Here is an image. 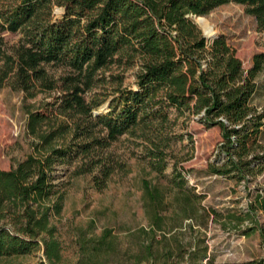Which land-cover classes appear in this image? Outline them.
Here are the masks:
<instances>
[{
	"label": "trees",
	"instance_id": "16d2710c",
	"mask_svg": "<svg viewBox=\"0 0 264 264\" xmlns=\"http://www.w3.org/2000/svg\"><path fill=\"white\" fill-rule=\"evenodd\" d=\"M230 3L244 6L264 31V0H0V89L57 93L29 114L32 153L11 170L0 169V257L43 250L47 261L35 264H63L52 223L62 213L65 198L54 182L57 166L80 159L75 174L98 170L103 180L97 184L104 188L115 169L106 155L112 143L140 131L154 146L152 151L170 147V134L149 133L156 128L166 132L172 110L221 130L226 161L210 164V173L238 181L264 173L259 140L264 115L250 103L264 69V52L254 56L246 71L224 37L207 39L192 18ZM55 6L65 9L61 19H54ZM3 33L23 36L8 47ZM48 66L69 73L55 79ZM114 66L138 68L139 91L116 89L108 112L96 116L101 104L88 103L85 95ZM112 78L121 84L123 75ZM160 158L152 169L162 175L167 162ZM174 172L182 181L176 187L183 190L182 174L177 167ZM151 197L156 203L159 190ZM249 209V217L264 216V188ZM193 211L189 197L186 217L193 219ZM257 229L264 247V223L257 222ZM151 247L148 259L159 264L165 255L153 254ZM244 264H264V258Z\"/></svg>",
	"mask_w": 264,
	"mask_h": 264
},
{
	"label": "rangeland",
	"instance_id": "374dc122",
	"mask_svg": "<svg viewBox=\"0 0 264 264\" xmlns=\"http://www.w3.org/2000/svg\"><path fill=\"white\" fill-rule=\"evenodd\" d=\"M62 9L54 7L55 20L63 17L65 12H57ZM198 18L207 21L208 31L225 38L246 71L253 66L254 56L264 52V31L244 6H221L193 18L197 25ZM2 36L7 46L13 47L23 35ZM47 69L55 79L69 73L60 66ZM137 69L114 66L101 73L105 80L85 95L88 103L101 104L94 115L108 112L116 89L139 91ZM117 75H123L121 84L112 78ZM256 82L258 88L250 103L264 115V69ZM56 94L0 89V169L11 170L32 153L29 114L44 107ZM169 118L171 130L168 126L166 132L156 128L149 133L151 137L170 134L173 139L168 148L162 145L159 151H152L154 146L140 131L124 134L112 143L106 155L115 169L104 188L98 187L97 182L103 180L98 170L75 174L80 159L57 166L54 182L65 198L62 213L52 223L63 264H154L151 257L148 259L150 246L153 254L165 255L159 264H244L264 258L257 229V222L264 223V216H248L250 202L264 188V173L250 181L210 173V164L221 166L226 161L220 149L221 130L206 127L188 113L179 115L172 110ZM259 140L264 145V126ZM161 156L167 167L159 175L152 168ZM175 167L182 174L183 190L176 187L182 181L175 176ZM158 190L160 198L154 203L151 196ZM189 197L193 219L185 212ZM42 260L47 261L44 252L37 250L27 256L0 257V264H35Z\"/></svg>",
	"mask_w": 264,
	"mask_h": 264
},
{
	"label": "water",
	"instance_id": "95a60500",
	"mask_svg": "<svg viewBox=\"0 0 264 264\" xmlns=\"http://www.w3.org/2000/svg\"><path fill=\"white\" fill-rule=\"evenodd\" d=\"M64 11H65V9H62L61 11H57V12L60 14L61 12H64ZM192 18H197V17H196V16H192ZM198 19H200V18H198ZM197 26H198V28L200 27V28L203 30V34H204V36H205L207 39L214 41L215 39L218 38L216 35H210V32L206 31V30L201 26L200 22H198V25H197ZM100 114H102V113H101V112H96V113H95L96 116H98V115H100Z\"/></svg>",
	"mask_w": 264,
	"mask_h": 264
},
{
	"label": "bare ground",
	"instance_id": "6f19581e",
	"mask_svg": "<svg viewBox=\"0 0 264 264\" xmlns=\"http://www.w3.org/2000/svg\"><path fill=\"white\" fill-rule=\"evenodd\" d=\"M198 22H200L201 26L206 30L208 31L210 29V26L209 24L207 23V21L203 18H200L198 19ZM210 32V35H214V32L213 31H208Z\"/></svg>",
	"mask_w": 264,
	"mask_h": 264
}]
</instances>
